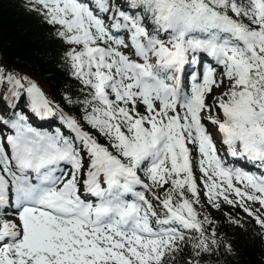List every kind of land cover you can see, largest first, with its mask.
Masks as SVG:
<instances>
[{"label":"snow or ice","instance_id":"6c2138e0","mask_svg":"<svg viewBox=\"0 0 264 264\" xmlns=\"http://www.w3.org/2000/svg\"><path fill=\"white\" fill-rule=\"evenodd\" d=\"M29 4L85 95L69 115L0 66V264H202L197 205L264 229V0Z\"/></svg>","mask_w":264,"mask_h":264},{"label":"trees","instance_id":"16d2710c","mask_svg":"<svg viewBox=\"0 0 264 264\" xmlns=\"http://www.w3.org/2000/svg\"><path fill=\"white\" fill-rule=\"evenodd\" d=\"M29 8V0H0V66L34 81L64 113L79 115L82 113L80 105L68 104L65 100L66 96L74 101L82 100L85 95L65 61L68 46ZM18 110L28 111L26 100L19 101ZM53 117L60 127L59 116ZM210 216V227L216 228L220 243L212 254L198 258L202 259V264H264V229L255 219L223 203ZM191 255L190 245L185 246L184 251L176 255L175 264H185Z\"/></svg>","mask_w":264,"mask_h":264},{"label":"rangeland","instance_id":"374dc122","mask_svg":"<svg viewBox=\"0 0 264 264\" xmlns=\"http://www.w3.org/2000/svg\"><path fill=\"white\" fill-rule=\"evenodd\" d=\"M213 91H214V94H215V95H219V92H220L221 90H219V89H214ZM210 100H211V97H209V101H210ZM141 111H143L142 108H141ZM209 130L213 133V127H212V128L210 127ZM255 206H256V208L259 207V205H255Z\"/></svg>","mask_w":264,"mask_h":264}]
</instances>
